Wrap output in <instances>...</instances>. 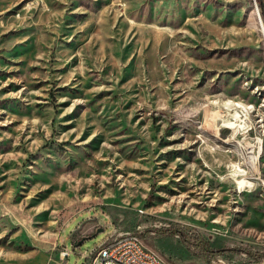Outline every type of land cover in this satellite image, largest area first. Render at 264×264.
Segmentation results:
<instances>
[{
	"label": "rangeland",
	"instance_id": "1",
	"mask_svg": "<svg viewBox=\"0 0 264 264\" xmlns=\"http://www.w3.org/2000/svg\"><path fill=\"white\" fill-rule=\"evenodd\" d=\"M263 20L264 0H0V264H87L128 233L168 264H211L184 238L264 261L236 251L264 254Z\"/></svg>",
	"mask_w": 264,
	"mask_h": 264
},
{
	"label": "built area",
	"instance_id": "2",
	"mask_svg": "<svg viewBox=\"0 0 264 264\" xmlns=\"http://www.w3.org/2000/svg\"><path fill=\"white\" fill-rule=\"evenodd\" d=\"M64 254H71L65 247ZM87 264H168L154 250L148 248L142 237L137 234H110L109 237L93 250ZM211 264H227L222 255L212 258ZM259 264H264V261Z\"/></svg>",
	"mask_w": 264,
	"mask_h": 264
},
{
	"label": "trees",
	"instance_id": "3",
	"mask_svg": "<svg viewBox=\"0 0 264 264\" xmlns=\"http://www.w3.org/2000/svg\"><path fill=\"white\" fill-rule=\"evenodd\" d=\"M258 7H259V5H258ZM262 8H263V6H262ZM262 19H263V17H262ZM163 232L164 233L166 232V234H170V235H182V231L179 230V229H168V230H165ZM184 242L186 244H191V245L197 247L200 250L201 256L204 259L208 260V261H211L213 257H215L219 252H221L220 250L213 249L210 246V244L207 241L203 240V239L191 240V239H188V238H184ZM236 251H240L242 253H245L248 256L257 259L258 261L264 260V254L254 253V252H252V251H250L248 249H240V250H236Z\"/></svg>",
	"mask_w": 264,
	"mask_h": 264
},
{
	"label": "bare ground",
	"instance_id": "4",
	"mask_svg": "<svg viewBox=\"0 0 264 264\" xmlns=\"http://www.w3.org/2000/svg\"><path fill=\"white\" fill-rule=\"evenodd\" d=\"M264 25V24H263ZM261 33H263L264 35V26H262V23H261ZM234 104V103H232ZM223 105V104H222ZM236 105V104H235ZM224 107V105H223ZM226 107V106H225ZM238 107H241V105L238 103ZM249 108V107H247ZM251 112V111H250ZM239 114V113H238ZM246 116V115H245ZM232 117V116H231ZM249 119V118H247ZM236 121V120H235ZM227 123V122H226ZM238 131H240V126L238 127ZM260 142V141H259ZM258 142V143H259ZM261 143V142H260ZM248 157L251 159L250 164H251V167L253 168V170L255 171V174H261L260 173V168H259V164H260V154H259V145L257 146L256 144H250L248 145ZM239 175V174H238ZM242 176V175H240ZM244 177V176H243ZM242 179V178H241ZM238 183L240 184V186H247L245 184H247V182L245 181V179H242L240 181H238Z\"/></svg>",
	"mask_w": 264,
	"mask_h": 264
},
{
	"label": "water",
	"instance_id": "5",
	"mask_svg": "<svg viewBox=\"0 0 264 264\" xmlns=\"http://www.w3.org/2000/svg\"><path fill=\"white\" fill-rule=\"evenodd\" d=\"M102 231H103V229H100V230H98L97 233L102 232ZM85 239H86V237H83V238L77 243L76 246H80V245H82V243L84 242Z\"/></svg>",
	"mask_w": 264,
	"mask_h": 264
},
{
	"label": "crops",
	"instance_id": "6",
	"mask_svg": "<svg viewBox=\"0 0 264 264\" xmlns=\"http://www.w3.org/2000/svg\"><path fill=\"white\" fill-rule=\"evenodd\" d=\"M76 229H77V228H76ZM76 229H75V230H76ZM75 230H74V231H75ZM63 243H64L65 246L67 245V244H66L67 241H66L65 239H63Z\"/></svg>",
	"mask_w": 264,
	"mask_h": 264
}]
</instances>
